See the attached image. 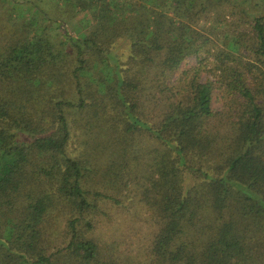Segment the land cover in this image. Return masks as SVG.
<instances>
[{
	"label": "trees",
	"instance_id": "16d2710c",
	"mask_svg": "<svg viewBox=\"0 0 264 264\" xmlns=\"http://www.w3.org/2000/svg\"><path fill=\"white\" fill-rule=\"evenodd\" d=\"M223 1L0 0V264L101 263L85 183L102 150L105 176L132 177L155 212L157 264H264V14L243 6L250 33L221 31L213 50L200 30L226 19ZM82 13L94 26L73 36ZM77 131L95 149L71 154Z\"/></svg>",
	"mask_w": 264,
	"mask_h": 264
},
{
	"label": "rangeland",
	"instance_id": "374dc122",
	"mask_svg": "<svg viewBox=\"0 0 264 264\" xmlns=\"http://www.w3.org/2000/svg\"><path fill=\"white\" fill-rule=\"evenodd\" d=\"M247 2L248 4H245L241 0L223 1L225 10L229 12L227 13L226 19H220L219 25L214 28L210 27L211 22L204 24L205 27L208 26L207 28H210L211 32L204 31L205 29H201L200 31L211 38L213 50H216L218 46L225 48L223 40H225L227 36L221 34V31L229 35L234 32L250 33L252 17L240 14L239 10L243 6L249 7L251 5L252 8H249V12L252 15L264 14V0H247ZM214 15L215 13L213 16ZM93 26L94 22L91 21L86 13L78 15L73 19V22L68 25L73 36H81L91 30ZM111 50L114 58L125 60L129 53V43L125 39H119L113 44ZM195 64L196 57L189 56L182 62L180 68L172 74V80H177L183 69ZM206 78L212 80L210 74L202 72L201 80H205ZM216 94L217 91L214 90L212 107L215 111H220V113L216 115L214 122L217 128L225 132L228 125L224 124L226 123L224 114L227 110L225 107L228 106L223 103V100L220 98L218 99ZM230 111L232 112V110ZM219 119L222 122H220ZM76 134L77 137L72 136V140L70 141L69 152L71 154H83V147L85 146H88V149H90V147L91 149L94 148L95 145H92L90 140L88 145L84 144V141L82 142L81 137L83 138V136L79 131H77ZM150 143L143 141L141 148L144 149V154L146 151H149L151 147H160V143L154 140ZM97 153L99 154H96V161L100 167H98L95 174L88 179L85 186L89 190L91 199H97V209L95 210V214L91 217L93 231L90 232V234L92 233L91 235L98 239L99 245L102 247L100 264H157L155 262L156 257L151 251L153 235L157 228L155 212L141 199V188L139 187L141 184L136 183L130 176L123 179L121 186L115 184V182H113V175L110 173V175L105 176L104 171V166L107 165L109 161L107 157L109 152L107 153V151L104 152L102 150ZM146 156L147 154L142 158L146 160ZM137 166L139 167V165ZM195 181L196 180L189 172L184 173V185L186 188L193 185ZM123 182L127 183L126 187L123 185ZM142 182L141 180V183ZM95 192L113 196L115 199H118L119 202L117 203L114 200L95 197L93 195ZM65 255H67V253L59 255L62 264H72V260L70 259L68 262Z\"/></svg>",
	"mask_w": 264,
	"mask_h": 264
}]
</instances>
